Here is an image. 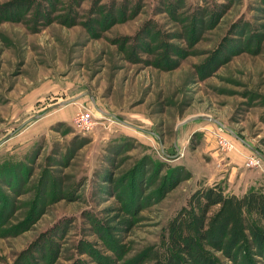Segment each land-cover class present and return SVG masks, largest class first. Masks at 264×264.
<instances>
[{
  "label": "rangeland",
  "instance_id": "obj_1",
  "mask_svg": "<svg viewBox=\"0 0 264 264\" xmlns=\"http://www.w3.org/2000/svg\"><path fill=\"white\" fill-rule=\"evenodd\" d=\"M261 194L264 0H0V264H264Z\"/></svg>",
  "mask_w": 264,
  "mask_h": 264
},
{
  "label": "trees",
  "instance_id": "obj_2",
  "mask_svg": "<svg viewBox=\"0 0 264 264\" xmlns=\"http://www.w3.org/2000/svg\"><path fill=\"white\" fill-rule=\"evenodd\" d=\"M200 197L203 198V213H206L211 207H214L216 205L221 206L223 203V198L215 189L204 190ZM255 210L259 216L264 217V194L259 195L256 199ZM186 227L187 225L184 216L177 215L171 221L169 226L170 249L173 250V252L181 254L183 257H188L187 259L191 260L193 264H211L209 261V257L200 252V250L196 247L194 238L189 237L186 234ZM205 239L206 238H202L201 240L204 241ZM220 242L221 241H219V243ZM222 248L223 246L220 244V246H218V249L222 250ZM151 260L153 261V264H173L172 256L167 257L164 261H161L158 256H153Z\"/></svg>",
  "mask_w": 264,
  "mask_h": 264
},
{
  "label": "built area",
  "instance_id": "obj_3",
  "mask_svg": "<svg viewBox=\"0 0 264 264\" xmlns=\"http://www.w3.org/2000/svg\"><path fill=\"white\" fill-rule=\"evenodd\" d=\"M73 125L75 128H77L79 131L81 132H89L92 130L93 125H94V121L91 117V114L88 111H79L74 119H73ZM219 143H221V145H223L222 147L226 148V142L222 139H219ZM258 160H253L250 159L247 163H245V166L249 167V166H255L257 165Z\"/></svg>",
  "mask_w": 264,
  "mask_h": 264
},
{
  "label": "crops",
  "instance_id": "obj_4",
  "mask_svg": "<svg viewBox=\"0 0 264 264\" xmlns=\"http://www.w3.org/2000/svg\"><path fill=\"white\" fill-rule=\"evenodd\" d=\"M231 157H232V156H231ZM235 158H236L235 156L232 157V159H235Z\"/></svg>",
  "mask_w": 264,
  "mask_h": 264
},
{
  "label": "water",
  "instance_id": "obj_5",
  "mask_svg": "<svg viewBox=\"0 0 264 264\" xmlns=\"http://www.w3.org/2000/svg\"><path fill=\"white\" fill-rule=\"evenodd\" d=\"M257 155H259L258 153H256Z\"/></svg>",
  "mask_w": 264,
  "mask_h": 264
}]
</instances>
